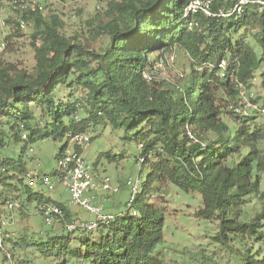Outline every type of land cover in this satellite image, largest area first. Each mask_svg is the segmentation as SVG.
Returning a JSON list of instances; mask_svg holds the SVG:
<instances>
[{
  "label": "trees",
  "instance_id": "16d2710c",
  "mask_svg": "<svg viewBox=\"0 0 264 264\" xmlns=\"http://www.w3.org/2000/svg\"><path fill=\"white\" fill-rule=\"evenodd\" d=\"M189 1L108 0L86 20L89 36H67L54 14L25 11L18 20H6L19 30L20 20L33 24L34 65L17 69L4 63L0 52V204L10 200L17 203L13 211L22 209L21 196L26 204H49L26 182L23 166L25 151L39 139L63 141L56 159L69 146L68 133L97 126L121 129L124 139L141 144L139 168L130 177L138 180L137 189L124 209L92 231H68L66 213L57 220L68 233L41 248L43 257L57 245L76 264H167L157 252L164 241V215L148 199L155 188L170 184L200 196L197 216L215 224L212 241L232 264H264V191L259 188L264 122L255 113L233 110L237 81L251 88L258 72L264 91V6L250 2L227 17L201 11L184 15ZM237 1L212 0L210 10L229 11ZM246 30L258 51L245 38ZM173 49L187 55L186 73L165 86L144 79L153 54ZM101 155L110 161L122 157L110 151ZM252 197L261 207L248 216ZM80 230L83 234L74 235ZM10 251L11 257H4L19 264L22 259ZM207 259L189 250L179 264ZM68 263L63 258L54 264Z\"/></svg>",
  "mask_w": 264,
  "mask_h": 264
},
{
  "label": "rangeland",
  "instance_id": "374dc122",
  "mask_svg": "<svg viewBox=\"0 0 264 264\" xmlns=\"http://www.w3.org/2000/svg\"><path fill=\"white\" fill-rule=\"evenodd\" d=\"M46 8L42 13L44 16L52 14L57 15L61 20L62 32L67 36H89L86 27V20L91 19L97 11L104 9L108 0H37ZM0 14L5 20L19 17L20 13L13 10L7 0H0ZM21 30L14 25L10 26L6 22L5 26L0 25V43L4 42L6 47L2 52L4 63H10L17 69L31 70L34 65V51L31 46L32 34L35 30L33 24L21 25ZM242 31V30H241ZM245 38L258 51V47L253 43L249 31L243 32ZM7 37V38H6ZM174 58L169 61L170 55ZM152 73L156 80V85L174 82L176 79L186 73V63L188 57L178 49L165 55L153 54ZM160 59L164 63L159 62ZM167 60V61H166ZM254 84L247 89L249 100H256L257 106H263L264 91L260 86L258 72L255 73ZM257 119L264 122V115L255 113ZM89 143L82 147L81 152L84 159L101 174L111 178L113 185L118 186L119 191L114 195L100 193L98 196H104L102 201L104 209L108 212H118L124 209V203L132 196L134 191L126 185V180L133 177L139 168L136 158L139 157L138 143L130 139H124L121 129H113L110 125L97 126L89 129ZM63 141L52 140L51 138L39 139L29 145L25 151L23 161L24 168L29 173H36L40 177L51 175L57 168L56 153ZM110 151L116 156H122L118 161H110L103 154ZM18 153V152H16ZM100 156L96 164H93ZM26 182H28L26 178ZM32 188L36 192L49 198V204L60 202L66 205V213L70 216L79 218L83 221L89 220L92 216L82 208L69 204L70 195L62 186L55 189H48L45 185L35 182ZM260 190L264 191V174H261ZM21 196V195H20ZM164 215L163 243L158 249V254L163 257L167 264H179L184 257L189 255V250L199 252L207 259L205 264H214L215 260L220 257L223 264L226 260L232 264V259L228 253L213 243L212 236L216 232L214 223H208L198 218V209L201 207L200 196L194 192L182 193L177 188L166 184L161 186L157 191L156 188L152 196L148 199ZM23 201L22 209L18 208L13 214L8 210L6 205L0 204V219L7 220L5 233L12 238L11 243L5 240L4 250L0 249V264L7 263L4 257L6 252L11 257V249L20 257L22 261L19 264H54L59 259H69L68 264H76L74 259L59 253L58 246L52 248V253L48 257H43L41 248L49 246V243L57 236L68 233L60 224V221L54 219L51 224H46L41 214L35 212L37 203L35 201L26 204L24 196L19 198V204ZM261 201L252 197L247 204L248 216H252L257 210H260ZM24 210V212H23ZM83 232L77 231L74 235L78 236ZM7 236V237H8ZM54 237V238H52ZM13 242H20L23 246L14 245ZM70 242L68 247L73 246ZM12 262V261H11ZM198 262V261H197ZM14 263V262H12Z\"/></svg>",
  "mask_w": 264,
  "mask_h": 264
},
{
  "label": "built area",
  "instance_id": "2783aa9c",
  "mask_svg": "<svg viewBox=\"0 0 264 264\" xmlns=\"http://www.w3.org/2000/svg\"><path fill=\"white\" fill-rule=\"evenodd\" d=\"M212 0H190L185 8V14L196 13L201 11L207 16H220L227 17L233 13H240L242 6L250 2L259 3L264 6V0H238L229 11L219 9L212 13L210 10V4ZM7 4L20 13L19 17H13V19H20L23 12H44L45 6L37 0H7ZM21 25L24 24L23 20H20ZM0 25L5 26L6 20L1 17ZM5 48L4 42L0 43V50ZM174 55H170L169 61L172 62ZM167 61V60H166ZM161 63H164L163 59H160ZM224 61H221L219 66L223 67ZM155 69L153 66L149 70H144L142 76L146 80L154 78L153 72ZM182 76V74H181ZM238 89V103L233 106L234 112L249 116L253 113H260L264 115V105L257 106V104L249 100L247 94V88L242 83L237 81L235 84ZM69 146L58 156L56 159V171L49 176H41L40 179L36 178V173H26V178L29 184H34L39 181L42 185H45L48 189H55L59 185L66 189L70 195L69 204L78 206L88 212L92 217L83 221L79 218L72 217L65 222V228L68 231H74L77 228L84 229L86 231H92L100 224H108L114 219L115 214L108 212L104 209L102 201L105 200L104 196H98L100 193L113 195L119 191L118 186L113 185L109 176L104 175L96 171L91 164H89L83 157L82 152L77 151L74 147L77 146L82 149L90 141L89 132H70L68 133ZM141 147V144H139ZM127 185L131 186L132 191H136L138 180L129 178L126 181ZM8 210L13 214V208L17 206L16 202L6 200L5 202ZM37 214H41L46 224H51L54 219L64 220L66 217V205L61 207L55 203L53 204H40L35 208ZM135 213L134 211L132 212ZM8 225L7 220L0 219V249L4 250L5 238L8 234L5 233V229ZM5 228V229H4ZM6 257L10 258V255L6 252ZM5 264H11L7 262ZM30 264H36L32 262Z\"/></svg>",
  "mask_w": 264,
  "mask_h": 264
},
{
  "label": "crops",
  "instance_id": "0c3cea01",
  "mask_svg": "<svg viewBox=\"0 0 264 264\" xmlns=\"http://www.w3.org/2000/svg\"><path fill=\"white\" fill-rule=\"evenodd\" d=\"M73 217V216H72Z\"/></svg>",
  "mask_w": 264,
  "mask_h": 264
}]
</instances>
